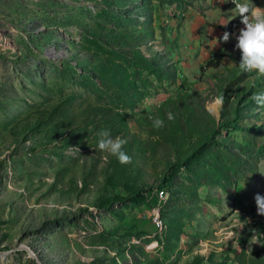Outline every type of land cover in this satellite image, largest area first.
Here are the masks:
<instances>
[{
  "label": "rangeland",
  "instance_id": "1",
  "mask_svg": "<svg viewBox=\"0 0 264 264\" xmlns=\"http://www.w3.org/2000/svg\"><path fill=\"white\" fill-rule=\"evenodd\" d=\"M232 8L0 0V264H264V75L205 33Z\"/></svg>",
  "mask_w": 264,
  "mask_h": 264
},
{
  "label": "clouds",
  "instance_id": "2",
  "mask_svg": "<svg viewBox=\"0 0 264 264\" xmlns=\"http://www.w3.org/2000/svg\"><path fill=\"white\" fill-rule=\"evenodd\" d=\"M232 3L243 25L236 36L235 44V48L239 49L241 54L238 67L241 72H258L264 75V7L253 6L249 0H232ZM229 37L230 33L225 31L219 40L228 42ZM253 100L258 106L264 107V92L254 94ZM167 116L169 120L174 119L171 112ZM153 126L159 129L164 126V121L156 118L153 120ZM97 136L99 137L97 148L100 151L116 157L121 164L131 162V157L124 151L126 139L120 136L112 137L107 129L98 131ZM254 198L257 214L264 215V195L257 193ZM252 243H259V241H252Z\"/></svg>",
  "mask_w": 264,
  "mask_h": 264
},
{
  "label": "crops",
  "instance_id": "3",
  "mask_svg": "<svg viewBox=\"0 0 264 264\" xmlns=\"http://www.w3.org/2000/svg\"><path fill=\"white\" fill-rule=\"evenodd\" d=\"M255 2H256V0H255ZM255 5H256V3L253 4V6H255ZM221 7H222L221 9H224L225 8V5H221ZM236 14L237 13H236V10L234 8H232L229 11L225 10L224 15H225L226 19L225 20H222L220 22H217L216 24H212V23H210V24L209 23H206L205 24L203 18H201V16H200V18H196L195 19L194 24H193L195 27L192 28L191 31H189L190 32V36L189 37L190 38L191 37L192 38L198 37V35H199L198 32L201 31V28H202L203 24H205V33L206 32H214L216 34V37L215 38L212 37L214 39L211 38L212 40L210 41L211 42V48L214 49V51H218V50L227 51V50L236 49L237 53L235 55L234 54H228L227 57L228 58H232L233 56H237V58H241V54H240L239 49L235 48V44L237 42L236 41V36L238 35L237 33H239L237 31H239L241 29V27H240L241 25L238 26L237 28H235L230 33V37H229V41L228 42H223L222 40H219V38L222 37V35H223L224 32L220 31L219 28H218V26L225 24L230 18L234 17ZM217 41H218V43H217ZM225 49H227V50H225ZM227 53H231V52L228 51Z\"/></svg>",
  "mask_w": 264,
  "mask_h": 264
},
{
  "label": "trees",
  "instance_id": "4",
  "mask_svg": "<svg viewBox=\"0 0 264 264\" xmlns=\"http://www.w3.org/2000/svg\"><path fill=\"white\" fill-rule=\"evenodd\" d=\"M225 24H227L226 26L224 25H219L218 28L220 31L222 32H229L231 33L235 28H237L239 26V24L241 25L240 22V18L238 16V14H236L234 17L230 18ZM234 116L237 117V113H234ZM225 124H221L219 127H223ZM166 183H171L172 180L170 178H167V180L165 181ZM155 198H156V191H155Z\"/></svg>",
  "mask_w": 264,
  "mask_h": 264
},
{
  "label": "water",
  "instance_id": "5",
  "mask_svg": "<svg viewBox=\"0 0 264 264\" xmlns=\"http://www.w3.org/2000/svg\"><path fill=\"white\" fill-rule=\"evenodd\" d=\"M29 250V249H28ZM29 252H30V254L32 255V257L35 259V260H37L36 258V256H35V254L31 251V250H29Z\"/></svg>",
  "mask_w": 264,
  "mask_h": 264
},
{
  "label": "built area",
  "instance_id": "6",
  "mask_svg": "<svg viewBox=\"0 0 264 264\" xmlns=\"http://www.w3.org/2000/svg\"><path fill=\"white\" fill-rule=\"evenodd\" d=\"M241 28L243 27V26H240ZM154 215H155V213H153V215L151 216V221L154 223Z\"/></svg>",
  "mask_w": 264,
  "mask_h": 264
},
{
  "label": "bare ground",
  "instance_id": "7",
  "mask_svg": "<svg viewBox=\"0 0 264 264\" xmlns=\"http://www.w3.org/2000/svg\"><path fill=\"white\" fill-rule=\"evenodd\" d=\"M153 224H155V215H154V223ZM28 254H30L29 250H28Z\"/></svg>",
  "mask_w": 264,
  "mask_h": 264
}]
</instances>
